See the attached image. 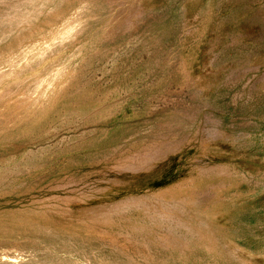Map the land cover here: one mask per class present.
<instances>
[{"label":"rangeland","instance_id":"1","mask_svg":"<svg viewBox=\"0 0 264 264\" xmlns=\"http://www.w3.org/2000/svg\"><path fill=\"white\" fill-rule=\"evenodd\" d=\"M0 264H264V0H0Z\"/></svg>","mask_w":264,"mask_h":264}]
</instances>
